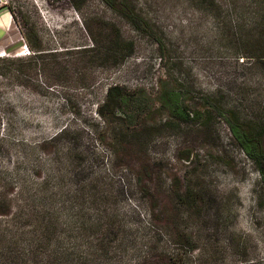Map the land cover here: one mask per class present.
<instances>
[{
	"label": "rangeland",
	"instance_id": "obj_1",
	"mask_svg": "<svg viewBox=\"0 0 264 264\" xmlns=\"http://www.w3.org/2000/svg\"><path fill=\"white\" fill-rule=\"evenodd\" d=\"M4 1L14 23L0 44L2 182L45 181L48 193L64 197L82 186L88 169L150 238L151 252L131 260L264 264L256 168L217 114L207 123L179 124L156 101L162 88H173L224 110L236 106L248 126L264 118V59L252 55L264 47L254 24L259 2ZM113 85L153 105L136 131L99 116ZM187 189L201 190L203 199L184 204L175 191Z\"/></svg>",
	"mask_w": 264,
	"mask_h": 264
},
{
	"label": "trees",
	"instance_id": "obj_2",
	"mask_svg": "<svg viewBox=\"0 0 264 264\" xmlns=\"http://www.w3.org/2000/svg\"><path fill=\"white\" fill-rule=\"evenodd\" d=\"M256 2L254 24L260 29L256 40L264 43V0ZM123 16L135 21L129 12ZM253 51V58L263 61L264 47L258 45ZM200 100L173 88H162L156 99L158 109L179 124L207 123L214 114L221 117L256 168L264 203V118L248 126L238 118L236 106L224 110L211 98ZM152 110L151 102L113 85L97 112L133 132ZM46 186L45 181L32 184L27 177H13L10 183L0 179V264H139V259L131 260L133 254L141 259L151 252L150 238L130 223L118 207L115 191L96 172L85 170L82 186L64 197L48 193ZM175 194L186 205L203 199L201 190H177ZM153 207L147 206L149 227L156 222Z\"/></svg>",
	"mask_w": 264,
	"mask_h": 264
},
{
	"label": "crops",
	"instance_id": "obj_3",
	"mask_svg": "<svg viewBox=\"0 0 264 264\" xmlns=\"http://www.w3.org/2000/svg\"><path fill=\"white\" fill-rule=\"evenodd\" d=\"M13 23L14 19L10 10L5 6L0 7V44L7 41Z\"/></svg>",
	"mask_w": 264,
	"mask_h": 264
},
{
	"label": "built area",
	"instance_id": "obj_4",
	"mask_svg": "<svg viewBox=\"0 0 264 264\" xmlns=\"http://www.w3.org/2000/svg\"><path fill=\"white\" fill-rule=\"evenodd\" d=\"M6 5V2L4 1V0H0V7H3V6H5ZM21 49H23V50H25V51H29L28 50V47H27V45L26 44H24L22 47H21Z\"/></svg>",
	"mask_w": 264,
	"mask_h": 264
}]
</instances>
